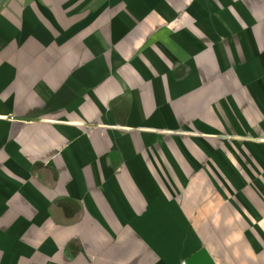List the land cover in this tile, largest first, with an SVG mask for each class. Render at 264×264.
Returning <instances> with one entry per match:
<instances>
[{
    "label": "crops",
    "instance_id": "obj_1",
    "mask_svg": "<svg viewBox=\"0 0 264 264\" xmlns=\"http://www.w3.org/2000/svg\"><path fill=\"white\" fill-rule=\"evenodd\" d=\"M264 264V0H0V264Z\"/></svg>",
    "mask_w": 264,
    "mask_h": 264
},
{
    "label": "built area",
    "instance_id": "obj_2",
    "mask_svg": "<svg viewBox=\"0 0 264 264\" xmlns=\"http://www.w3.org/2000/svg\"><path fill=\"white\" fill-rule=\"evenodd\" d=\"M181 264H187V262L186 261H182Z\"/></svg>",
    "mask_w": 264,
    "mask_h": 264
},
{
    "label": "rangeland",
    "instance_id": "obj_3",
    "mask_svg": "<svg viewBox=\"0 0 264 264\" xmlns=\"http://www.w3.org/2000/svg\"><path fill=\"white\" fill-rule=\"evenodd\" d=\"M188 264V263H187Z\"/></svg>",
    "mask_w": 264,
    "mask_h": 264
}]
</instances>
